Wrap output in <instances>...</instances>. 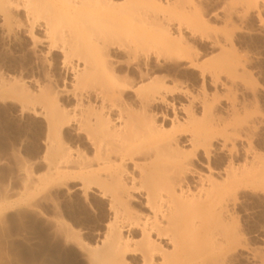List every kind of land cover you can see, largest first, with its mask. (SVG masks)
I'll return each mask as SVG.
<instances>
[{
    "label": "bare ground",
    "instance_id": "bare-ground-1",
    "mask_svg": "<svg viewBox=\"0 0 264 264\" xmlns=\"http://www.w3.org/2000/svg\"><path fill=\"white\" fill-rule=\"evenodd\" d=\"M228 1L227 13L219 21L216 0H0V10L13 6L25 12L35 44L42 39L34 31H44L48 55H60L66 74L73 75L71 89L47 87L26 94L14 85L4 86L0 97L44 108L37 116L47 121L46 172L26 188L24 198L32 197L34 188L52 191L80 183L84 196L96 189L108 200L110 218L101 242L88 248L78 237L91 264H216L217 251L238 244L231 224L221 225L223 232L217 235H210L207 228L222 221L229 198L236 199L241 191L264 190V155L255 152L257 125L249 121L246 102L239 113L238 136L244 141L240 165L233 166L232 161L223 177L204 176L196 171L194 159L209 162L218 138L226 147L231 139L225 120L212 112L205 96L200 117L194 97L188 106L177 97L169 101L173 95L188 99L189 93L153 77L162 62H187L190 68L201 69L205 78L206 65L220 67L229 61L224 54L239 60L238 8L246 17L252 8L263 10L264 0ZM218 22L226 25L224 32L212 27ZM220 33L225 44L219 37L214 41L222 54L201 65L195 39ZM118 56L137 62L136 69L121 76ZM64 95L75 101L72 109L61 104ZM133 97L137 102L130 103L127 99ZM179 106L186 111L184 119L178 117ZM68 139L81 146L74 149Z\"/></svg>",
    "mask_w": 264,
    "mask_h": 264
},
{
    "label": "rangeland",
    "instance_id": "rangeland-1",
    "mask_svg": "<svg viewBox=\"0 0 264 264\" xmlns=\"http://www.w3.org/2000/svg\"><path fill=\"white\" fill-rule=\"evenodd\" d=\"M218 1L215 14L222 21L230 3L228 0ZM261 7L264 8L263 4ZM3 10H0V88L14 85L18 89H25L26 94H37L38 89L47 90V87L61 90L67 86L71 89L73 75L66 74L60 55H48L44 31L41 28L34 31L39 41L42 39L41 43L38 41L35 44L25 12L13 6L7 12ZM238 10L242 12L236 16L235 29L239 60H231L229 53L224 54L229 61L220 67L206 65L205 78L201 69H191L187 62L181 61L162 62L164 66L153 75L164 78L171 86L177 84L189 93L188 99L185 97L182 100V96L178 98L173 95L168 96L169 101L177 97L179 103L188 106L194 97L193 106L200 117L205 96L207 102H211L212 112L225 120L224 127L231 139L226 147L222 144L223 139L218 138L213 141V154L209 162L204 158L194 159L196 171L204 176L212 173L223 177L228 174L232 161L233 166L240 165L239 152H243L244 141L238 136L241 128L239 113L245 102L249 121L253 120L257 125V130L253 132L255 152L264 155V9L252 8L246 17L240 6ZM212 27L222 32L227 29L222 22ZM217 35L197 37V42H192L199 51L201 65L222 54V47L214 40L219 37L225 44L226 37L223 33ZM118 57L123 69L121 72H125L120 73L121 76L136 69L137 62L126 56ZM130 77L137 79L134 75ZM59 99L63 106L72 109L75 105L70 95L60 96ZM127 100L137 102L134 97ZM42 108L41 104L33 106L20 98L0 97V207L4 206L0 211V264H91L85 252L87 248L83 249L78 237L81 236L87 247L91 248L105 236L110 212L108 200L102 199L98 190L94 189L84 196L79 190L80 183H77L52 191L34 188L32 192L35 194L29 199L24 198L28 193L25 192L26 188H32L31 185L39 182L38 178L46 172L47 121L43 116H37L38 112L41 115ZM179 109L178 117L186 118V111L181 106ZM67 143L74 149L81 146L76 139H68ZM127 166L130 171L133 170L132 164ZM135 196L143 200L138 198V194ZM229 201L222 211V221L218 223L215 220L207 229L210 235L221 234V225L225 223L231 232H235L234 240L239 245L222 253L217 251L214 256L216 264H264V190L241 191L236 199L229 198ZM6 205L10 207L6 209Z\"/></svg>",
    "mask_w": 264,
    "mask_h": 264
}]
</instances>
